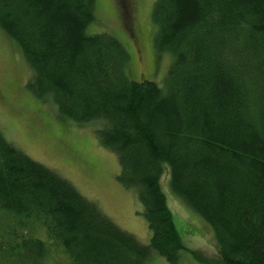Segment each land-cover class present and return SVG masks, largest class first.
Returning a JSON list of instances; mask_svg holds the SVG:
<instances>
[{
	"label": "trees",
	"instance_id": "1",
	"mask_svg": "<svg viewBox=\"0 0 264 264\" xmlns=\"http://www.w3.org/2000/svg\"><path fill=\"white\" fill-rule=\"evenodd\" d=\"M108 1L120 36L91 31L98 0H0V29L21 50L35 94L53 99L56 121L97 122L116 178L138 193L149 241L0 130V209L20 221L0 261L40 264L55 244L71 264H149L151 253L175 264L183 244L161 185L166 170L173 192L211 228L220 264H264V0H158L151 64L139 75L140 0ZM161 53L172 58L162 83ZM60 125L54 137L70 159L96 171ZM33 221L46 240L20 233Z\"/></svg>",
	"mask_w": 264,
	"mask_h": 264
},
{
	"label": "rangeland",
	"instance_id": "2",
	"mask_svg": "<svg viewBox=\"0 0 264 264\" xmlns=\"http://www.w3.org/2000/svg\"><path fill=\"white\" fill-rule=\"evenodd\" d=\"M158 0H140L139 12L136 13L137 31L133 30V43H146L137 54L132 49L136 74L145 73L151 64L147 51L152 50L151 37L157 30L153 19L154 8ZM96 8L97 22L91 31L109 32L121 35V25L113 17L110 2L98 0ZM122 30V29H121ZM140 41L138 35H145ZM139 41V42H138ZM158 56L156 79L164 80L171 63L169 53ZM141 71V72H139ZM32 74L18 45L0 29V130L18 147L33 159L38 160L69 178L88 198L98 203L101 209L123 228L135 234L142 243L149 241L150 231L147 219L141 212L137 191L126 187L116 175L119 173L117 157L104 146L97 135V122L80 123L63 120L56 121V104L50 96L35 94L28 81ZM28 81V86L25 84ZM7 85H13L6 90ZM5 88V89H4ZM12 90V92H10ZM13 90L15 92H13ZM20 90V91H19ZM3 91L5 93L3 94ZM53 117V118H52ZM48 122V123H47ZM66 124L68 132L65 138L87 157L97 164L96 171L85 170L72 161L67 153V145L57 140V125ZM61 126V125H60ZM161 185L166 195L168 207L172 213L175 227L183 244L175 264H220L219 254L214 244V235L208 224L194 212L186 202L170 187V176L164 171ZM20 221L11 213L0 209V248L13 247L20 238L15 231ZM46 240L45 225L41 222H28L20 233ZM1 254V252H0ZM0 264H3L0 261ZM40 264H71L68 254L59 246H48ZM149 264H172L158 253H151Z\"/></svg>",
	"mask_w": 264,
	"mask_h": 264
}]
</instances>
